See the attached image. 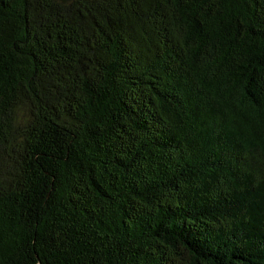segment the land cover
Segmentation results:
<instances>
[{
  "label": "trees",
  "instance_id": "16d2710c",
  "mask_svg": "<svg viewBox=\"0 0 264 264\" xmlns=\"http://www.w3.org/2000/svg\"><path fill=\"white\" fill-rule=\"evenodd\" d=\"M0 264H264V0H0Z\"/></svg>",
  "mask_w": 264,
  "mask_h": 264
}]
</instances>
